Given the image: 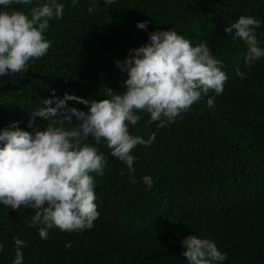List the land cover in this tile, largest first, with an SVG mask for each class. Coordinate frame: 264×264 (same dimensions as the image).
Segmentation results:
<instances>
[{"label": "trees", "instance_id": "trees-1", "mask_svg": "<svg viewBox=\"0 0 264 264\" xmlns=\"http://www.w3.org/2000/svg\"><path fill=\"white\" fill-rule=\"evenodd\" d=\"M46 3L52 0L11 9L31 18V10ZM55 3L64 11L43 33L51 45L46 55L30 60L26 72L0 76V131L19 122L21 130L31 132L32 113L54 98L53 91L60 99L67 93L97 101L109 98L107 89L123 93L128 77L115 62L147 44L153 32L175 30L193 46L206 44L228 79L222 94H202L166 127L136 113L141 118L135 126L128 124L130 135L147 141L155 133V140L133 149L131 174L103 141L82 142L95 145L107 160L103 175L90 173L99 212L91 229L53 228L43 240L38 234L43 225L29 226L32 209L12 211L0 204V264H12L14 238L25 242L23 264H187L181 242L189 235L206 239V228L218 234L214 243L227 256L222 264H264V57L245 67L247 45L224 31L240 16L255 17L261 22L255 35L264 48V0H114L108 7L103 0ZM93 4L97 7L89 13ZM142 22L146 30L136 27ZM210 98L213 107L207 104ZM67 105L89 110L76 101ZM52 120L71 127L60 124L59 117H37L35 123L44 129ZM144 176L153 181L150 189Z\"/></svg>", "mask_w": 264, "mask_h": 264}, {"label": "clouds", "instance_id": "clouds-1", "mask_svg": "<svg viewBox=\"0 0 264 264\" xmlns=\"http://www.w3.org/2000/svg\"><path fill=\"white\" fill-rule=\"evenodd\" d=\"M113 2L103 0L105 7ZM29 3L31 0H0V76L26 72L30 60L46 55L51 45L43 33L53 17L63 16L64 5L55 0L33 8L31 18L23 11L11 9L13 4ZM72 3L75 5L77 0ZM96 7L93 4L87 10L92 13ZM260 26L255 17L240 16L224 29L225 33H234L233 39L247 45L245 67L264 57V48L259 46L255 35ZM136 27L146 30L147 22ZM115 64L128 77L121 85L126 89L123 93L107 89L109 98L97 101L67 93L60 99L53 91L54 98L45 99L44 107L32 113L27 125L31 132L21 130L19 122L0 131V204L12 211L21 207L32 209L29 226L43 225L38 232L43 240L48 239L53 228L69 233L91 229L99 217L90 173L103 175L107 160L95 145L83 141L89 137L96 145L103 141L110 155L126 164L131 174L135 171L133 149L137 145L148 147L155 140V133L147 141L130 135L128 124L135 126L141 118L136 113H147L148 123L159 122L158 128L166 127L186 113L202 94L210 90L222 94L228 79L220 68L221 62L212 57L206 44L193 46L175 30L151 33L147 44L130 50L124 61ZM236 73L241 78L245 75L239 68ZM67 101L84 104L89 110L85 113L69 108ZM207 104L213 107L214 98L208 99ZM37 117L42 120L59 117L60 124L66 122L71 127L56 126L58 122L52 120L41 129L36 126ZM73 117L78 121L75 125ZM142 179L150 189L152 179L148 176ZM130 180L136 182L131 175ZM181 244L187 264H222L227 259L209 239L189 235ZM14 245L12 264H23L21 248L26 246L25 242L14 238Z\"/></svg>", "mask_w": 264, "mask_h": 264}, {"label": "rangeland", "instance_id": "rangeland-1", "mask_svg": "<svg viewBox=\"0 0 264 264\" xmlns=\"http://www.w3.org/2000/svg\"><path fill=\"white\" fill-rule=\"evenodd\" d=\"M206 239H209L213 242H217L218 241V234L215 232L216 230L212 229V228H206L205 230Z\"/></svg>", "mask_w": 264, "mask_h": 264}]
</instances>
